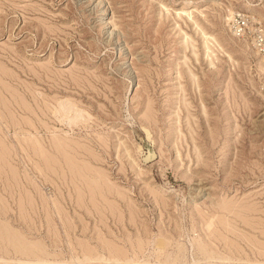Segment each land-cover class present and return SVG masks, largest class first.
I'll return each mask as SVG.
<instances>
[{
    "label": "rangeland",
    "instance_id": "374dc122",
    "mask_svg": "<svg viewBox=\"0 0 264 264\" xmlns=\"http://www.w3.org/2000/svg\"><path fill=\"white\" fill-rule=\"evenodd\" d=\"M62 261L264 264V0H0V264Z\"/></svg>",
    "mask_w": 264,
    "mask_h": 264
},
{
    "label": "bare ground",
    "instance_id": "6f19581e",
    "mask_svg": "<svg viewBox=\"0 0 264 264\" xmlns=\"http://www.w3.org/2000/svg\"><path fill=\"white\" fill-rule=\"evenodd\" d=\"M100 2H101V1H100ZM184 7H185V6H184ZM106 12H107V11H106ZM77 113H78V112H77ZM77 113H76V114H77ZM80 113H81V111H80ZM72 114H73V113H72ZM76 114H74V116H75ZM70 117H71V116H70ZM79 118H80V116H79ZM71 120H72V119H71ZM71 120H70V121H71ZM74 120H75V119H74ZM67 121H68V120H67ZM68 125H69V124H68ZM162 241H163V239H162ZM160 243H161V242H160ZM157 244H158V243H157ZM159 245H161V244H159ZM114 249H115V251H117V250H116L117 248H114ZM98 257H99V256H98ZM87 258H88V257H86V259H87ZM86 259H85V260H86ZM99 259H100V258H98V260H99ZM92 260H93V258H92ZM101 260H102V259H101ZM101 260H100V261H101ZM87 261H88V259H87ZM93 261H94V260H93ZM83 262H84V261H83ZM42 263H44V261H42ZM45 263H46V262H45ZM56 264H69V263H68V262H64V261H62V262H59V263L57 262ZM86 264H90V262H88V263H86ZM101 264H102V263H101Z\"/></svg>",
    "mask_w": 264,
    "mask_h": 264
}]
</instances>
